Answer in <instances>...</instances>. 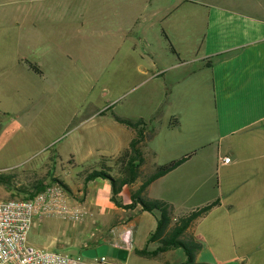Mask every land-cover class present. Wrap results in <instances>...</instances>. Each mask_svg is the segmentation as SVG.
<instances>
[{
  "label": "crops",
  "instance_id": "1",
  "mask_svg": "<svg viewBox=\"0 0 264 264\" xmlns=\"http://www.w3.org/2000/svg\"><path fill=\"white\" fill-rule=\"evenodd\" d=\"M24 1L32 2L12 0L14 24L4 21L0 12V93L10 99L4 109L18 117L27 108L32 112L27 119L32 116L37 121L34 131L39 126L56 132L72 127L68 142L59 149L63 161L90 168L93 159L120 156L136 135L134 128L117 120L121 114L100 111L92 104L83 115L77 102L66 105L67 87L72 91L88 74L81 65L64 61L68 53H76L75 16L52 13L65 7L64 0H37L35 13L24 7ZM124 3V7L121 2L116 5L127 22L165 19L172 41L171 53L158 51L153 44L157 36L145 34L143 40L149 45L143 51L123 55L139 54V76L161 81V101L169 99L162 128L143 147V173L190 155L153 181L147 196L169 201L174 221L187 210L219 199L190 229L203 243L197 262L264 264V0H179L165 12L160 1L149 11L145 0ZM176 116L180 128L170 126ZM21 129L26 128L14 120V132ZM31 148L27 140L17 144L15 151L30 150L22 160L27 161ZM226 156L231 157L228 163L223 161ZM14 173L35 178L42 188L55 178L64 182L48 157L38 163L17 164ZM213 178L218 183L215 187L209 184ZM142 181L140 177L124 186L118 196L122 205L114 201L110 180L98 178L81 184L86 194L82 197L81 192L73 205L88 211L91 219L73 221L69 228L79 237L81 233L84 238L94 236L95 243L83 246L78 241L80 251L103 243L123 247L122 234L133 230V247L123 264H171L170 255H178L180 264L186 261L180 248L154 258L135 253L136 248L158 246L148 243L158 214L143 210L140 204L126 206L132 203L131 191ZM149 214L155 222L147 229L142 222ZM89 223L96 226L90 233L85 232ZM143 231L145 236L140 238Z\"/></svg>",
  "mask_w": 264,
  "mask_h": 264
},
{
  "label": "rangeland",
  "instance_id": "2",
  "mask_svg": "<svg viewBox=\"0 0 264 264\" xmlns=\"http://www.w3.org/2000/svg\"><path fill=\"white\" fill-rule=\"evenodd\" d=\"M31 1V3L24 1L22 4L24 7L31 8L34 13L38 12L35 5L37 0ZM64 1L65 7H60L56 11H52V13L75 16V24L79 35L76 53H68L64 61L81 65L88 72L87 75H83L81 80L77 82L72 91L67 87L65 91L66 105H71L73 101L77 102L78 105L80 104L83 115L86 114L93 104L100 111L105 109L107 110L105 112H116L133 120L143 118L149 122V130L155 127L158 132L163 124L162 113L169 102V99L161 101L164 87L159 80H151L147 77L139 76L136 65L137 62L142 61L139 54H134L135 56L126 55L124 58L123 55L127 52L143 51L149 45L143 40L145 34L153 36V38L157 36L153 44L156 45L158 51L171 53L172 41L166 34V20L156 19L155 22L151 23L149 18L145 20L137 18L134 22L129 23L123 14L119 12L120 7L116 5L117 2H121L124 7L125 0ZM159 1L165 12L171 4L179 0H145L147 3L145 6L146 10L156 9ZM0 12L2 17H4V21L14 24V5H12V0H0ZM68 47L69 44H67ZM168 88L171 89L170 87ZM9 101L8 97L0 93V174L4 177V182H0V199L16 196L24 197L32 191H36L35 185L39 181L35 178L29 179L30 177L18 176V174L14 173V168L17 164L23 165L26 162L38 163L48 157L50 166L52 168L53 166L56 167L60 178L68 186L66 187L61 180V182L52 180L51 185L60 184L69 202L71 204L78 202V196L82 192L81 196L84 197L86 190L81 186L84 181L77 178L79 173L88 167L75 162L63 161L59 155V149L68 142L74 129L66 126L56 132L53 130L45 131L51 127L39 126L34 131L33 126L37 121L33 120L32 116L27 119L29 115H32V112H28L26 108L24 111L19 112L18 117H16L17 115L13 114L9 109H4ZM14 120L20 121L26 129L14 132ZM171 123L176 124L175 128L181 127L178 116L174 119L172 118L170 120ZM39 130L44 131L39 133ZM27 140L29 145H32L31 156L28 157L29 160L22 161L26 158L24 155L30 150L25 152L15 150L17 144L20 146V143H27ZM40 144H43L41 147L43 149L39 152ZM103 157L101 156L91 161L94 168L100 167ZM106 167L111 174L115 175L117 173L114 161H107ZM197 184L199 185L200 183ZM209 184L215 187L218 184L216 178H213ZM17 190L24 192L19 194ZM89 219L91 218L89 217ZM71 222L73 221L66 220L56 213L35 217L33 226L28 233L27 241L30 245L39 249L82 255V251L77 245L78 241L83 243V246L85 244L90 245L95 243L93 241L95 237H81L84 233H81L80 237L77 236L74 230L69 228ZM154 222L155 217L149 214L145 216L142 225L146 224L148 229ZM95 227L89 223L85 232L90 233L95 230ZM139 236L143 238L145 232L143 231ZM179 253L186 255L181 248ZM169 258L171 264H180L178 255H170ZM82 260L85 262L94 261L83 255ZM108 260L109 263L104 264L125 263V260L110 256H108Z\"/></svg>",
  "mask_w": 264,
  "mask_h": 264
},
{
  "label": "trees",
  "instance_id": "3",
  "mask_svg": "<svg viewBox=\"0 0 264 264\" xmlns=\"http://www.w3.org/2000/svg\"><path fill=\"white\" fill-rule=\"evenodd\" d=\"M169 92L170 89L168 90V94ZM116 118L118 121L136 130V135L131 140L129 147L118 157H103L99 168L90 167L85 169L80 174V179L85 183L98 178L110 180L114 193V201L122 205L118 196L122 192L124 186L132 184L142 177L143 181L141 185L131 191L132 203L126 206L135 208L140 204L143 210L156 212L158 214V224L148 241L149 244L156 243L158 246L155 249H149L148 247L136 248L135 253L142 257L154 258L171 249L181 248L186 254V261L182 264H211L197 262V254L203 248V243L190 232V229L200 218L209 213L210 210L219 203V199L187 210L180 214L178 219L174 221L172 204L164 199L150 198L147 196L146 192L153 181L176 169L185 162L190 155H185L168 163L157 165L151 173L145 175L143 172L146 164V157L143 147L147 141L153 138L157 133L156 128L152 127L149 130V122L145 121L143 118L133 120L129 117H122L119 115H116ZM175 125V123L170 124L171 127H175ZM107 161H114V166L117 169L115 175L111 174L107 169ZM1 175L2 174H0V182L3 183L4 177ZM53 180L61 182L58 178ZM63 184L66 187L68 186L65 183ZM35 186L36 191L44 189L40 182ZM36 191H32L27 196L32 195ZM164 264L170 263L165 262Z\"/></svg>",
  "mask_w": 264,
  "mask_h": 264
},
{
  "label": "built area",
  "instance_id": "4",
  "mask_svg": "<svg viewBox=\"0 0 264 264\" xmlns=\"http://www.w3.org/2000/svg\"><path fill=\"white\" fill-rule=\"evenodd\" d=\"M223 161L228 163L231 157L226 156ZM49 213L59 214L70 221H79L90 216L88 211L71 204L64 189L57 183L48 185L29 196L0 199V264L109 263L108 256L91 258L94 261L85 262L82 260V255L44 250L30 245L27 236L35 217ZM133 232L126 230L122 234L123 247L128 250L133 247ZM85 246L89 245L85 244Z\"/></svg>",
  "mask_w": 264,
  "mask_h": 264
},
{
  "label": "water",
  "instance_id": "5",
  "mask_svg": "<svg viewBox=\"0 0 264 264\" xmlns=\"http://www.w3.org/2000/svg\"><path fill=\"white\" fill-rule=\"evenodd\" d=\"M129 250L114 244L103 243L96 247L85 248L82 255L88 258H96L99 256H110L120 260H126Z\"/></svg>",
  "mask_w": 264,
  "mask_h": 264
}]
</instances>
